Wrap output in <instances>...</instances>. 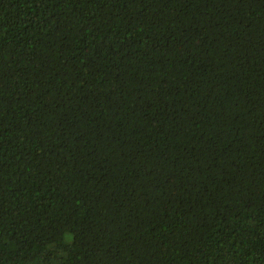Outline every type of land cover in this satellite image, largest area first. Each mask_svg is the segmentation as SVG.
<instances>
[{"label": "trees", "instance_id": "1", "mask_svg": "<svg viewBox=\"0 0 264 264\" xmlns=\"http://www.w3.org/2000/svg\"><path fill=\"white\" fill-rule=\"evenodd\" d=\"M0 264H264V0H0Z\"/></svg>", "mask_w": 264, "mask_h": 264}]
</instances>
